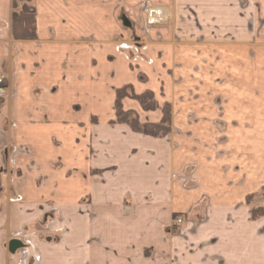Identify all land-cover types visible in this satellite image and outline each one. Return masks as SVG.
I'll return each mask as SVG.
<instances>
[{
    "label": "crops",
    "instance_id": "0c3cea01",
    "mask_svg": "<svg viewBox=\"0 0 264 264\" xmlns=\"http://www.w3.org/2000/svg\"><path fill=\"white\" fill-rule=\"evenodd\" d=\"M33 1L13 19L0 0V159L21 198L1 205L0 264H264L246 200L264 190V0ZM124 85L155 97L122 100L142 123L171 105L169 134L111 122Z\"/></svg>",
    "mask_w": 264,
    "mask_h": 264
},
{
    "label": "rangeland",
    "instance_id": "374dc122",
    "mask_svg": "<svg viewBox=\"0 0 264 264\" xmlns=\"http://www.w3.org/2000/svg\"><path fill=\"white\" fill-rule=\"evenodd\" d=\"M33 4H34V1H33ZM146 6H148V4L145 5V7ZM12 7H13V5H12ZM143 8H144V6H142V12H143ZM13 11H16V13H17V16L15 18L18 17L19 12H23L21 10V2L20 1L17 2V7H15V9H13L12 12ZM34 11H35V9H34ZM32 13H34V12H32ZM32 13H30V14H32ZM11 17L13 18L12 13H11ZM166 18H168V15H167ZM165 22H167V19H166ZM134 28L136 29L137 27H136V25L134 26V24H133V26H131V28H130V31H132L133 35H134V32H135ZM121 43H127L128 45L134 46L133 49L130 50V51H133V52H140L141 49H142L141 45H143V44H140V43L134 41V38L127 39L126 41H120L119 44H121ZM119 44L117 45V47L119 46ZM135 46H136V48H135ZM121 50H126V49H121ZM259 50L260 51L258 53L259 55H258V84H257V91L259 93H264V45H262V46L259 45ZM0 76H4V75L0 74ZM6 90H7V87L5 88V94H6ZM5 94L2 97H4ZM2 97H0V98H2ZM164 105L165 104H163V106ZM162 107H161V112H162ZM170 112H171V105H170ZM94 120H95V118H93V121ZM170 130H171V114H170ZM13 164H14V162L12 160V156L11 155L8 157L7 162H5L2 158L0 159V211H1V205L3 203H5V202L6 203H13V202L20 201V199H21L18 195H16L15 191L13 190V183H14L13 182L14 181L13 177L15 176V169H14ZM263 195H264V190H262L261 192H259L258 194H256L253 197V199L250 202L251 209L263 206L262 202H261ZM260 217H264V215H262ZM53 220H65L64 219V215L63 214H58V213H53V212L46 213V214H44V216L42 218H40L38 225H39V227H41L43 229L44 228V224L47 221L51 222ZM182 223H183V218H181L178 215L172 216V223H170V225H169L170 226V230L175 232V230L177 228H179V227H181L183 225ZM62 231L63 230H61V231L58 230V231L54 232V234H47L45 232V230H44V234L42 235V237L44 239L49 237L50 240L56 241V240H59L61 238L60 234H61ZM39 233H41V232H39ZM263 234H264V228L263 229H259V232H258V235H257L258 238H257L256 241H254V243L250 247V248H252L251 251L264 252V240H262V237L264 236ZM212 240H214V239H212ZM22 245L24 247V244H22ZM213 246H216V245H213ZM145 253L148 254L147 250H145Z\"/></svg>",
    "mask_w": 264,
    "mask_h": 264
},
{
    "label": "trees",
    "instance_id": "16d2710c",
    "mask_svg": "<svg viewBox=\"0 0 264 264\" xmlns=\"http://www.w3.org/2000/svg\"><path fill=\"white\" fill-rule=\"evenodd\" d=\"M21 2V10L24 13L30 14L34 12L33 0H12L13 9L17 7V2ZM13 18L17 16L16 11L12 12ZM125 97L135 99L145 111L154 110L157 108V102L151 91L147 90L141 94H136L131 85H124L116 90L114 109L115 119L112 123L126 124L133 132L142 133L152 137H163L170 132V105L166 103L162 107V117L157 123H142L139 121L135 112L124 110L122 107V100ZM255 195L247 196L248 203L251 202ZM177 214H173L176 216ZM264 215V206L251 209V216L253 219Z\"/></svg>",
    "mask_w": 264,
    "mask_h": 264
},
{
    "label": "built area",
    "instance_id": "2783aa9c",
    "mask_svg": "<svg viewBox=\"0 0 264 264\" xmlns=\"http://www.w3.org/2000/svg\"><path fill=\"white\" fill-rule=\"evenodd\" d=\"M143 12L147 18V20L151 23L157 22L159 21L162 16L164 15V11L163 8L160 6H156V5H148V6H144L143 8ZM134 46L128 45L127 43H121L119 44V48L121 49H126V50H131L133 49ZM136 48V46H135ZM5 77L4 76H0V97H2L5 94ZM262 205L264 206V195L262 196Z\"/></svg>",
    "mask_w": 264,
    "mask_h": 264
},
{
    "label": "water",
    "instance_id": "95a60500",
    "mask_svg": "<svg viewBox=\"0 0 264 264\" xmlns=\"http://www.w3.org/2000/svg\"><path fill=\"white\" fill-rule=\"evenodd\" d=\"M11 243H12V245H11V246H12V247H11L12 250H15L17 247L22 246V243L19 242V241H16V240L11 241Z\"/></svg>",
    "mask_w": 264,
    "mask_h": 264
}]
</instances>
